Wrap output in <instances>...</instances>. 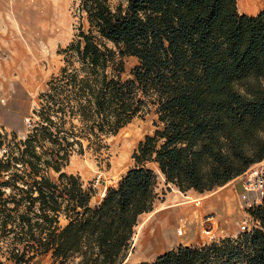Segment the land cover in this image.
Here are the masks:
<instances>
[{"label": "trees", "instance_id": "trees-1", "mask_svg": "<svg viewBox=\"0 0 264 264\" xmlns=\"http://www.w3.org/2000/svg\"><path fill=\"white\" fill-rule=\"evenodd\" d=\"M77 10L58 73L31 113L11 108V131H0V263L122 264L139 215L158 199L149 163L166 184L202 193L264 159V8L79 0ZM126 57L137 64L125 77ZM149 113L154 130L134 164L91 205L93 187L65 171L70 158L100 157L107 138ZM250 214L259 225L248 232L138 264H264V193Z\"/></svg>", "mask_w": 264, "mask_h": 264}, {"label": "rangeland", "instance_id": "rangeland-1", "mask_svg": "<svg viewBox=\"0 0 264 264\" xmlns=\"http://www.w3.org/2000/svg\"><path fill=\"white\" fill-rule=\"evenodd\" d=\"M78 4L79 0H0V131H11L4 124L5 119L11 120V108H17L19 112L26 110L30 114L37 103L38 93L44 90L50 77L58 73L63 64L59 52L77 32ZM136 64L135 57L125 58V77ZM153 119L152 113L135 118L116 135L106 139L108 148L100 157L91 153L73 155L65 171L79 175L85 185L93 187V201L100 198L99 191H106L108 180L134 164L131 155L138 142L153 132ZM24 123L27 125V119ZM120 161V168L115 172V165ZM166 190L157 191L158 200L163 198ZM212 192L205 191L202 207L205 198H213L215 194L211 195ZM227 194L224 201L232 206L231 209L218 208L212 201L209 212L184 224L185 232L180 237L190 240L191 244H203L214 238L237 236L238 226L246 215L243 203L242 210H237L236 194ZM188 201L190 207L201 209V202L199 205L193 199ZM203 228L212 229L214 238L206 237ZM136 233L122 264H137ZM32 264H52L50 255L40 256Z\"/></svg>", "mask_w": 264, "mask_h": 264}, {"label": "crops", "instance_id": "crops-1", "mask_svg": "<svg viewBox=\"0 0 264 264\" xmlns=\"http://www.w3.org/2000/svg\"><path fill=\"white\" fill-rule=\"evenodd\" d=\"M236 4L238 12L247 15H255L264 8V0H236ZM120 163L121 161L115 165V172H118ZM148 165L158 174L156 191L162 188L166 190L167 187H169V189L166 190V193L163 195L161 200L157 199L155 201L153 209L150 212L142 213L138 217L137 224L134 228V234L137 231V237L135 239V244L137 245L138 249L137 256H135L138 260L137 264L141 261H151L159 254H162L163 252L170 250L180 244L190 245V240L180 237V235L177 234L176 230L179 224L182 221H184L186 224L187 221L191 222L194 219H199L201 214L209 212L212 201L217 204L218 208H222L223 210L231 209L232 206H230L228 203H225L224 201L225 195H228L227 192H230L232 195L236 194V207L238 212H240V209L242 208L241 206L243 201L240 199V175L230 180L223 186H219L217 189L211 190L213 191L211 195H215L213 198L212 196L209 197L208 199L210 200L205 198L206 200L204 201V207H202V200L204 198L205 192L200 193L194 189H189L182 192L174 185L165 183V178L159 171L156 164L149 163ZM125 171L123 173H125ZM123 173H119L116 178H111L108 180L106 185H116ZM104 193V191L103 193L102 191H99L100 198L95 199L94 201L93 195L90 199V204H97L102 199V195ZM189 198L193 200L201 199V209L198 210L190 207V201H188ZM236 207L233 206V208ZM186 209L188 212L184 211Z\"/></svg>", "mask_w": 264, "mask_h": 264}, {"label": "built area", "instance_id": "built-area-1", "mask_svg": "<svg viewBox=\"0 0 264 264\" xmlns=\"http://www.w3.org/2000/svg\"><path fill=\"white\" fill-rule=\"evenodd\" d=\"M240 176V199L243 201V210L246 218L239 224L238 232H248L259 225L258 220L250 214V210L260 203L264 193V159L250 165ZM195 202L200 205L201 199H196ZM210 218L207 219L210 220ZM184 224L185 222L182 221L177 227L176 232L178 235H182L185 232ZM203 234L210 239L214 238L213 231L210 228H203Z\"/></svg>", "mask_w": 264, "mask_h": 264}, {"label": "bare ground", "instance_id": "bare-ground-1", "mask_svg": "<svg viewBox=\"0 0 264 264\" xmlns=\"http://www.w3.org/2000/svg\"><path fill=\"white\" fill-rule=\"evenodd\" d=\"M248 6V5H247ZM244 8H246V7H244ZM105 194V193H104ZM104 194H103V196H104ZM199 206V205H198ZM185 212L187 211V209L186 210H184ZM190 211V210H189ZM183 212V211H182ZM188 212V211H187ZM187 214V213H186ZM182 219V218H181ZM150 242V241H149Z\"/></svg>", "mask_w": 264, "mask_h": 264}]
</instances>
